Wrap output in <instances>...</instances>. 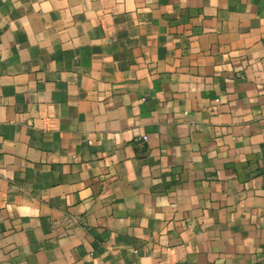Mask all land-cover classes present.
<instances>
[{
    "label": "crops",
    "instance_id": "crops-1",
    "mask_svg": "<svg viewBox=\"0 0 264 264\" xmlns=\"http://www.w3.org/2000/svg\"><path fill=\"white\" fill-rule=\"evenodd\" d=\"M0 264H264V0H0Z\"/></svg>",
    "mask_w": 264,
    "mask_h": 264
}]
</instances>
